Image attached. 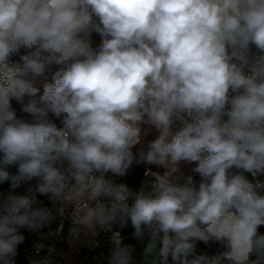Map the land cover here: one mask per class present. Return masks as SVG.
<instances>
[{
  "label": "clouds",
  "instance_id": "clouds-1",
  "mask_svg": "<svg viewBox=\"0 0 264 264\" xmlns=\"http://www.w3.org/2000/svg\"><path fill=\"white\" fill-rule=\"evenodd\" d=\"M134 163L156 169L138 188L109 177ZM245 173L264 175V0H0V264L54 219L39 196L84 194L108 264H135L114 224L144 264H264V181Z\"/></svg>",
  "mask_w": 264,
  "mask_h": 264
},
{
  "label": "built area",
  "instance_id": "built-area-1",
  "mask_svg": "<svg viewBox=\"0 0 264 264\" xmlns=\"http://www.w3.org/2000/svg\"><path fill=\"white\" fill-rule=\"evenodd\" d=\"M151 173L152 170L146 169L143 173L144 180L151 179ZM247 174L250 181L264 177L261 175L253 178L251 174ZM7 188V184L0 185V191ZM18 192L23 193L24 188L18 189ZM38 199L43 205L53 209L54 219L39 231L21 230L25 239L18 246L16 264L39 261L49 255V248L55 249L49 257L51 264H108L114 246L112 232L93 229L81 223L89 209L95 208L101 201L91 200L87 194L72 195L70 199H57L55 203L50 202L46 196H39ZM112 229L119 231L122 242L135 250L133 260L135 264H140L138 243L129 241L133 234L131 225L121 229L119 224H114ZM38 245L44 246L39 252Z\"/></svg>",
  "mask_w": 264,
  "mask_h": 264
},
{
  "label": "trees",
  "instance_id": "trees-1",
  "mask_svg": "<svg viewBox=\"0 0 264 264\" xmlns=\"http://www.w3.org/2000/svg\"><path fill=\"white\" fill-rule=\"evenodd\" d=\"M93 40L96 44H98L100 41V37L94 33L93 34ZM48 79L50 80V77H48ZM44 80H45V77L37 78L36 85L42 86ZM41 91H42V87H41ZM12 106L14 109H16L18 117H23L25 119L29 118L27 116V114H24L20 111L22 105L19 102H17L15 99L12 100ZM157 135H158L157 131L154 128H152L150 125H148V124L142 125V142L144 143L145 147L147 146V143L151 140H154ZM137 147H139V146H137ZM134 151H135V149H134ZM181 167H182V171L185 174H192L191 169L193 167H195V163H193V164L182 163ZM146 169L156 171L154 166H146L143 164L137 165L134 163L126 176H124V177H112L111 174H109V177L116 183H127L130 188L136 189L144 181L143 173ZM193 175H194V179L198 181L199 180L198 174H193ZM245 176L249 179L247 173H245ZM261 178H263V177H261ZM259 231L262 234H264V227L262 226L259 229ZM129 241L136 243V239L133 237V234L130 235ZM138 248H139V246H138ZM215 250H216V248L214 247L213 244L205 245L202 242H197V251L198 252H205L206 251L209 254H212Z\"/></svg>",
  "mask_w": 264,
  "mask_h": 264
},
{
  "label": "rangeland",
  "instance_id": "rangeland-1",
  "mask_svg": "<svg viewBox=\"0 0 264 264\" xmlns=\"http://www.w3.org/2000/svg\"><path fill=\"white\" fill-rule=\"evenodd\" d=\"M261 180L264 181V177L261 178ZM145 243H146V241H145ZM213 245L216 248V245L215 244H213ZM143 247H144V244L139 242V261H140V264H144L143 257H142V249H143Z\"/></svg>",
  "mask_w": 264,
  "mask_h": 264
},
{
  "label": "crops",
  "instance_id": "crops-1",
  "mask_svg": "<svg viewBox=\"0 0 264 264\" xmlns=\"http://www.w3.org/2000/svg\"><path fill=\"white\" fill-rule=\"evenodd\" d=\"M136 242L138 243V246H139V241L136 240ZM140 262V261H139Z\"/></svg>",
  "mask_w": 264,
  "mask_h": 264
}]
</instances>
